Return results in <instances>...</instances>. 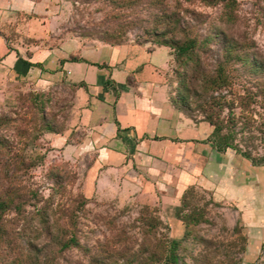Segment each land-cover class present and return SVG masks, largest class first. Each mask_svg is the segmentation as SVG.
I'll return each instance as SVG.
<instances>
[{
    "label": "rangeland",
    "instance_id": "1",
    "mask_svg": "<svg viewBox=\"0 0 264 264\" xmlns=\"http://www.w3.org/2000/svg\"><path fill=\"white\" fill-rule=\"evenodd\" d=\"M238 3V22L224 27L237 37L252 40L253 50L263 57L264 0H238ZM99 5L95 0H0V35L6 47L16 51L17 59L25 61L37 51L49 54L68 39H76L82 46L118 45L101 23L104 13ZM189 6L205 13L209 22L215 21L219 11V7L199 2ZM206 29L207 24L200 26L202 34ZM122 40L120 44H136L147 50L158 47L140 27L128 29ZM218 56V47L212 45L202 55V67L213 70ZM1 58L0 55V257L6 245L20 243L26 248L30 240L38 247L45 244L47 218H37L36 210L55 211L61 223L63 208L77 194L87 198L85 206L78 209L77 223L84 249L73 247L57 253L53 264H93L90 254L103 243H109L120 230L131 235L132 250L137 249L141 241V224L137 219L145 207L159 216L168 236L181 238L184 225L176 217L175 207L186 195V207L204 205L210 222L195 225L193 237L182 242L180 256L185 262L225 264L234 257L240 258L239 264H264V161L259 162L264 158V99L251 77L237 78L231 88L219 92L233 101L232 105L223 106L219 117L231 114L234 119L231 129L226 126L223 132L233 131L234 143L240 151L232 148L219 151L208 138L207 152H201V157L193 161L197 167L193 169L195 173L190 171L196 177L192 179L194 183L177 186L175 182L180 181L177 176L176 181L170 179L166 187H159L158 193L151 192L150 197L147 192L141 196L137 191L126 192L113 184L92 190L86 183L87 168L97 152L85 144L87 132L75 125L76 116L90 99L84 82L55 74L48 78L28 77L27 73L17 76L16 66H3ZM164 70L162 82L172 105L194 119H202L203 114L195 104L189 110L174 102L182 91L179 73L184 68L172 54ZM110 80L114 79L106 82ZM252 94L253 100L243 110L237 98ZM65 134L63 142L59 135ZM185 165L188 170L192 168ZM56 170L62 174L61 188L52 196ZM173 188L177 199L176 194L172 195ZM48 219L51 222V215ZM35 227L43 232L37 239L32 231ZM22 229L25 233L19 238L17 232ZM57 248L55 245L54 250ZM47 251L43 256H49Z\"/></svg>",
    "mask_w": 264,
    "mask_h": 264
},
{
    "label": "trees",
    "instance_id": "2",
    "mask_svg": "<svg viewBox=\"0 0 264 264\" xmlns=\"http://www.w3.org/2000/svg\"><path fill=\"white\" fill-rule=\"evenodd\" d=\"M95 1H99L98 8L104 13L101 23L106 25L105 31L109 32L112 39L117 40L114 41L115 44L123 41L124 33L128 29L140 27L145 35L152 37L157 46L170 48L176 63L184 68L179 73L182 91L176 95L174 102L189 110L192 105H196L198 111L203 114L202 120L213 127L209 140H212L217 150L232 148L235 152L240 151L234 143L235 134L229 130L230 124L234 121L231 114L228 117H219L223 106L232 105L233 101L230 102L219 92L231 88L237 78L248 76L255 81L258 93L264 99V56H259L253 50L252 40L237 37L226 30L239 20L238 0ZM193 2L219 7L215 21L209 22L205 13L192 9L189 5ZM202 24H207L206 32L203 34L200 31ZM225 25L227 28L224 27ZM212 45L218 47L219 56L213 70H207L202 67V55H206ZM29 64L41 66L40 63ZM253 95L239 96L238 105L246 110L249 101L253 100ZM45 126L48 130H52L48 123H45ZM226 126H229L228 131L223 132ZM242 154L250 158L248 154L244 152ZM262 161L264 158L259 159V162ZM53 176L56 183L55 187L52 185V196L61 188L62 174L56 170L53 171ZM186 197L183 195L181 204L175 207V215L184 225V234L181 238L168 236L162 229L163 222L159 216H155L145 207L139 212L137 219L141 224L139 226L141 241L138 248L132 250L130 241L133 238L131 235H125V230H120L114 233L109 243H103L93 254H90L91 262L93 264H190L180 256L182 242L190 236L193 237L195 225L210 222V219L206 216L204 205L186 207L188 205L185 201ZM86 202L85 196L81 194L74 196L63 208L61 223L55 211L43 209L41 212V209H37L36 217L39 216L42 220L47 218L48 226L44 231L48 236L47 242L41 247L31 240L26 248L20 243L6 245L1 250L0 264H53L57 253L73 247L84 249L79 241L77 223L78 209L84 207ZM50 215L51 222L48 219ZM235 229L240 231L237 227ZM32 231L35 239L43 234L37 227ZM21 232H17V237L20 238L25 233V229ZM55 245H58L56 250H54ZM45 246L49 256H43L46 251ZM227 263L239 264L240 258H230L225 264Z\"/></svg>",
    "mask_w": 264,
    "mask_h": 264
},
{
    "label": "crops",
    "instance_id": "3",
    "mask_svg": "<svg viewBox=\"0 0 264 264\" xmlns=\"http://www.w3.org/2000/svg\"><path fill=\"white\" fill-rule=\"evenodd\" d=\"M0 55L3 66H16L17 76L55 74L86 84L90 99L75 125L87 132L85 144L97 152L86 175L92 190L113 184L142 196L158 193L159 187L177 176V186L194 183L193 161L207 152L212 126L170 102L162 82L171 57L167 46L153 50L128 43L82 46L68 39L49 54L37 51L25 61L17 59L16 51L9 50L0 35ZM107 79L114 80L107 83ZM59 137L65 142L66 134ZM184 162L192 168L188 170Z\"/></svg>",
    "mask_w": 264,
    "mask_h": 264
}]
</instances>
